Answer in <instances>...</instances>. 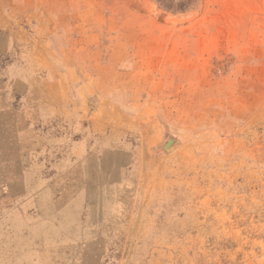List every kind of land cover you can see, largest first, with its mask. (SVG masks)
<instances>
[{
    "label": "rangeland",
    "instance_id": "374dc122",
    "mask_svg": "<svg viewBox=\"0 0 264 264\" xmlns=\"http://www.w3.org/2000/svg\"><path fill=\"white\" fill-rule=\"evenodd\" d=\"M0 15L17 59L72 40L91 82L27 139L0 119V264H264V0H0Z\"/></svg>",
    "mask_w": 264,
    "mask_h": 264
},
{
    "label": "crops",
    "instance_id": "0c3cea01",
    "mask_svg": "<svg viewBox=\"0 0 264 264\" xmlns=\"http://www.w3.org/2000/svg\"><path fill=\"white\" fill-rule=\"evenodd\" d=\"M15 30V23L6 16L0 15V119H7V131L12 130L13 132L17 127L15 120H24L23 134L27 139L31 133L30 124L33 119L63 117L65 111L74 115L77 105L75 102L78 103L80 88H83L84 96L88 95L87 87H91V82L78 78L82 66L77 61V49L73 46L72 40L70 43V40L60 39L61 47L58 49H53L50 44L39 50L31 46L27 47L24 50L23 62L17 59ZM31 37L32 35L30 39ZM54 54L58 59L53 58ZM59 56L71 58V61L63 65ZM20 67L31 71L39 69L41 75L39 77L36 74L17 76L16 71ZM17 93L19 99L16 97ZM104 102L108 108V102L110 105L113 100L105 97ZM17 104L22 105L21 108L17 107ZM115 109L118 110V107L115 106ZM38 112H41L40 116L36 115ZM125 120L119 109V118L117 116L104 117L103 130L121 129L125 125ZM7 141H9V136ZM58 183L62 185L63 178L57 181L56 187ZM19 196L20 194L16 192L9 191L8 193V197L11 198Z\"/></svg>",
    "mask_w": 264,
    "mask_h": 264
},
{
    "label": "water",
    "instance_id": "95a60500",
    "mask_svg": "<svg viewBox=\"0 0 264 264\" xmlns=\"http://www.w3.org/2000/svg\"><path fill=\"white\" fill-rule=\"evenodd\" d=\"M171 143H172V141H169L168 144L165 146V148H167V146H168L169 144H171Z\"/></svg>",
    "mask_w": 264,
    "mask_h": 264
},
{
    "label": "bare ground",
    "instance_id": "6f19581e",
    "mask_svg": "<svg viewBox=\"0 0 264 264\" xmlns=\"http://www.w3.org/2000/svg\"><path fill=\"white\" fill-rule=\"evenodd\" d=\"M135 5V4H134ZM136 6V5H135ZM137 7V6H136ZM162 18V17H161ZM162 19H164V18H162Z\"/></svg>",
    "mask_w": 264,
    "mask_h": 264
}]
</instances>
